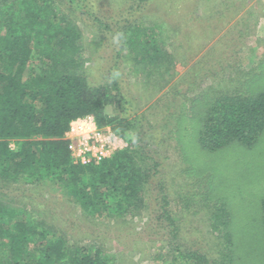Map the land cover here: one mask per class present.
Wrapping results in <instances>:
<instances>
[{
  "label": "rangeland",
  "instance_id": "obj_1",
  "mask_svg": "<svg viewBox=\"0 0 264 264\" xmlns=\"http://www.w3.org/2000/svg\"><path fill=\"white\" fill-rule=\"evenodd\" d=\"M57 2L61 11L74 19L81 29L82 55L90 59L86 63L88 83L96 86L108 84L112 79L121 81L123 103L107 104L104 111L112 115L123 107L128 119L135 118L137 131L147 130L139 136L146 134L149 142L143 140L141 144L150 150L147 152L150 168L155 159L159 170L144 186L143 207L120 219L85 214L67 199L60 184L51 182L39 185L9 182L0 187L1 196L31 210L32 218L37 217L33 211H40L38 217L57 230L61 228L58 233H63L70 244L82 245L91 251L97 246L113 264H182L175 248L197 250L211 260L217 258L226 247L222 233L209 225L211 200L218 196L230 212L236 244L230 255L233 264H264L260 256L261 237L253 229L256 223L251 219L259 212L264 199V131L252 146L232 142L216 150H207L199 142V130L210 98L222 93L230 95L264 89V31L262 35H254L258 37L255 41L253 36L238 35L230 44L232 49L226 50L228 60L236 66H222L226 58L222 65L216 61L211 65L216 78L206 81L208 77L202 74L207 68L201 64L216 55H212V51L180 49L178 36L173 35L179 31V21L183 23L180 14L186 15L184 12L188 9L195 15L222 12L233 9L235 0ZM130 6L134 7L132 11ZM86 10L89 11L86 13ZM126 19L145 22L151 27L162 25L158 30L162 32H159L160 43L171 62L160 76H134L128 71L129 60L121 59L127 54L126 42L118 36L119 30H125ZM98 41L99 44H94ZM118 50L121 56L116 53ZM226 51L218 53V60ZM169 113L165 126L164 118ZM172 114H178L182 129L187 128V133L181 132L177 139L170 132ZM132 129L127 132L131 131L133 137ZM121 138L126 146L131 144L129 135L128 139ZM162 196L166 197L165 205ZM158 254L162 255L161 259Z\"/></svg>",
  "mask_w": 264,
  "mask_h": 264
},
{
  "label": "trees",
  "instance_id": "obj_2",
  "mask_svg": "<svg viewBox=\"0 0 264 264\" xmlns=\"http://www.w3.org/2000/svg\"><path fill=\"white\" fill-rule=\"evenodd\" d=\"M124 27L118 36L126 42L127 54L121 59L129 60L128 71L134 76H160L171 62L160 43L162 25L126 19ZM81 35L57 0H0V187L9 182L60 184L67 199L85 214L120 219L143 207L144 186L158 172L159 163L154 159L152 167L148 165L150 150L142 144L149 138L139 136L147 130L137 131L135 118L128 119L123 107L112 115L104 111L107 104L123 103L124 88L114 79L96 86L88 83L90 59L82 55ZM116 53L120 55L119 50ZM207 107L199 130L204 149L232 142L252 146L264 131V89L222 93L210 98ZM85 114L125 139L129 135L131 144L98 163L73 162L64 133L71 119ZM170 115L164 118L165 126ZM172 115L170 132L177 139L187 128H181L178 114ZM131 127L133 137L127 132ZM10 201L0 193V264H113L97 246L91 251L70 244L58 233L61 228L38 217L40 211L32 210L37 215L32 218L31 210ZM162 201L167 204L165 196ZM211 207L209 225L222 233L225 250L211 260L200 251L175 248L182 264H233L230 255L236 244L230 212L218 196ZM258 210L251 219L261 237L264 263V199Z\"/></svg>",
  "mask_w": 264,
  "mask_h": 264
},
{
  "label": "crops",
  "instance_id": "obj_3",
  "mask_svg": "<svg viewBox=\"0 0 264 264\" xmlns=\"http://www.w3.org/2000/svg\"><path fill=\"white\" fill-rule=\"evenodd\" d=\"M184 1L191 2V0ZM191 12L188 9L187 12H184L186 15L180 14L183 23L179 21V31L173 35L178 36V44L181 50L212 51V55H216L214 59L202 61L201 65L207 68L206 73L202 74L204 77H208L206 81L216 78L215 72L212 70L213 67H211L214 62L219 61L222 65L224 58H226V62L222 66H236L233 61L228 60L229 53L227 51L232 49L230 44L234 43L233 40L238 35L253 36L255 41L258 37L254 35H262L264 31V0H235L233 9L228 8L222 12L196 13L197 15L193 11ZM247 20L248 23L246 24ZM248 42L249 40L246 41V43ZM223 49L227 51L222 54L221 60H218V53ZM233 57L235 58L234 55Z\"/></svg>",
  "mask_w": 264,
  "mask_h": 264
},
{
  "label": "built area",
  "instance_id": "obj_4",
  "mask_svg": "<svg viewBox=\"0 0 264 264\" xmlns=\"http://www.w3.org/2000/svg\"><path fill=\"white\" fill-rule=\"evenodd\" d=\"M64 136L73 162L81 164L98 163L126 146L109 126L100 127L92 114L71 119Z\"/></svg>",
  "mask_w": 264,
  "mask_h": 264
}]
</instances>
